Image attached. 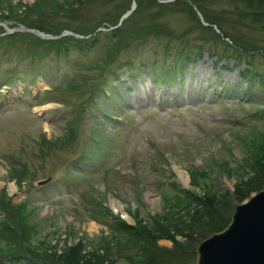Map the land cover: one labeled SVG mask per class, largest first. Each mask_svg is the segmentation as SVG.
<instances>
[{
    "label": "rangeland",
    "instance_id": "rangeland-1",
    "mask_svg": "<svg viewBox=\"0 0 264 264\" xmlns=\"http://www.w3.org/2000/svg\"><path fill=\"white\" fill-rule=\"evenodd\" d=\"M108 1L72 11L79 20L72 27L87 34L42 37L16 19L36 0H0V35L74 38L68 52L32 59L23 56L27 41L14 37L7 46L0 36V220L12 215L16 230L59 264H149L137 257V229L152 235L157 220L170 231L157 244L183 242L170 221L188 222L201 202H236L234 189L264 168V84L253 77L264 75V0H144L138 21L157 12L183 39L129 41L102 78L97 68L110 62L116 43L105 25ZM114 2L134 14L135 0ZM49 14L71 23V14ZM91 29L101 32L95 43L77 45ZM233 36L254 45L255 58L235 54ZM181 46H201L202 54L175 66ZM213 52L229 57L216 63ZM45 177L48 184L38 185ZM184 191L199 202L184 205Z\"/></svg>",
    "mask_w": 264,
    "mask_h": 264
},
{
    "label": "trees",
    "instance_id": "trees-1",
    "mask_svg": "<svg viewBox=\"0 0 264 264\" xmlns=\"http://www.w3.org/2000/svg\"><path fill=\"white\" fill-rule=\"evenodd\" d=\"M88 1L90 2V0H86V2ZM143 1L144 0H135L136 9L134 11V14L132 13V15H130L134 19L128 16L121 21L119 20L123 13H125V11L128 9V6L124 9L122 4L115 3L114 0L108 1L110 3H113L111 6V11H113V14L107 20V23L105 25L114 27L111 29V33H114V35L112 34V39H114L116 43L114 54H108V58L111 57L110 62H104L100 65V67L97 68L99 70L100 76L103 75L102 78L105 77L104 74H107L109 72L108 68L112 67V65L117 62L118 54H116V51L121 48L123 44H128L129 41L139 39L140 42H145L150 40L151 38L156 39L160 36L166 37V39L169 41H171L172 39H183V36L185 35L184 33L182 35L174 34L172 33V31L166 30V27L161 23V20L157 19V17H160L159 13L157 12L149 13L146 20L138 21V17H136V15L139 10L137 8L141 10L140 6ZM245 1L249 6L251 5L252 0ZM255 1L257 2L260 0ZM86 2H83L82 0H75L72 3H70L69 0H36V2L31 7L22 10L17 15L16 19L19 20L25 27L33 28L44 33L58 35L62 32L63 29H71L85 35L87 34V32H85L86 30L77 28L75 29V27H72V24L79 23L78 18L75 17L76 13L72 11L75 9L81 10V8L78 7V4H83ZM257 3L261 4L259 2ZM70 5L72 7H69ZM160 6L162 7V4ZM52 8L56 10V13L63 16L71 14L72 17H70V25L68 23H66L67 25H64L63 23L69 22L68 19L63 20L51 17L49 11ZM261 14L262 12H258L252 15L259 17ZM257 21L258 20L255 17L251 18V22L253 24H256ZM102 23L103 20H97L93 24L92 29L102 25ZM127 23L131 24H128L127 26ZM94 30H92L93 34L92 32H89L90 36L87 38H81L79 40L75 39L77 42H79L77 45H85V43H88L92 46L97 39L96 35L101 34L99 30L96 32H94ZM0 32L2 31L0 30ZM224 34L225 36H228V33ZM0 36L2 38H7V46L11 45V40H14V37L15 39L27 41L28 49H26L23 56H31L32 59H34L36 55H41L43 57V55L48 54V52H55L56 54L61 52H68V40L69 38L74 39L73 37H68L67 35L61 36L57 39H42L38 36H33L32 34L26 32H12L10 34H4ZM240 37L242 36L240 35ZM240 37L235 38V36H233L231 38L234 44L233 47H235L236 49L234 50L235 54H242L244 56L248 55L252 60L253 57L255 58V53L258 52V50H255V48L253 47L254 45L247 43L245 39L243 40ZM167 49L168 45L165 46V53L168 52ZM177 50L178 51L175 57V66L183 65L191 61L193 57L199 58L202 54L201 46H199L196 51L187 49L184 46H181L180 49L177 48ZM192 53L193 56L191 57ZM259 55L264 58V52ZM210 56L214 58L217 57V60L215 61L216 63L218 62V60L229 57V55L216 56L215 52L211 53ZM248 66L251 67L250 64H248ZM110 69L113 70V68ZM249 73L251 74V71L249 69L246 70L245 74L248 75ZM253 77L258 78V82L264 84L263 74H256ZM251 79L252 78L250 77L248 80L251 81ZM100 91L102 92V87ZM263 186L264 168H258L256 169L255 175L250 179L248 183L234 189L233 196L236 202L229 203L224 202L220 199L214 200L212 204L201 202L200 204L202 207L200 209L197 208L198 212H194L191 217H188V222H185L183 220L179 221L180 219L176 220L178 221L177 223L175 221L171 223L172 221H170L168 228H170L173 233H180L183 237H185V241L175 242L170 247L161 246L156 243L157 236L160 235L161 237L169 238L168 232H170L163 231L166 230L167 226H162L160 222H157V220H155L152 224V235L144 234L141 230L137 229L133 233L138 241L137 252H139V254L137 255V257L149 264H195L194 262L197 257V247L199 243L204 238L225 229L231 221V216L235 205L241 203L252 193L260 190ZM183 195L185 198H187V202L184 205L190 202H199L196 199V195L187 193V191H184ZM178 215H180L179 212ZM16 227L17 224L14 222V217L12 215H10L9 217V215L6 214L5 217L0 220V235L4 233L0 236V239L6 240L5 245L7 246V248H3V250H5L4 253L10 251L7 254L2 253V255L0 256V262L4 258L7 259L10 264H59V262H55V260H53L51 257L40 251L37 246H34V243H32L33 239L25 235L24 228L16 230ZM21 250L23 252H20ZM39 254H41V257L43 259L42 261H39V258H41L39 257Z\"/></svg>",
    "mask_w": 264,
    "mask_h": 264
},
{
    "label": "water",
    "instance_id": "water-1",
    "mask_svg": "<svg viewBox=\"0 0 264 264\" xmlns=\"http://www.w3.org/2000/svg\"><path fill=\"white\" fill-rule=\"evenodd\" d=\"M197 253L196 264H264V187L237 204L229 225L203 239Z\"/></svg>",
    "mask_w": 264,
    "mask_h": 264
},
{
    "label": "bare ground",
    "instance_id": "bare-ground-1",
    "mask_svg": "<svg viewBox=\"0 0 264 264\" xmlns=\"http://www.w3.org/2000/svg\"><path fill=\"white\" fill-rule=\"evenodd\" d=\"M181 35H182V34H181ZM207 53H208V52H207ZM217 63H218V62H217ZM219 137H220V136H219ZM193 143H194V142H193ZM193 145H194V144H193ZM193 145H192V146H193ZM187 148H188V147H187ZM192 148H193V147H192ZM192 148H191V149H192ZM138 167H139V166H138ZM11 189H12V190L14 189V187H13L12 185H11ZM113 208H114L115 210H117V208H115L114 206H113ZM259 256H260V255H259ZM262 256L264 257V255H262ZM263 257H262V258H263Z\"/></svg>",
    "mask_w": 264,
    "mask_h": 264
}]
</instances>
